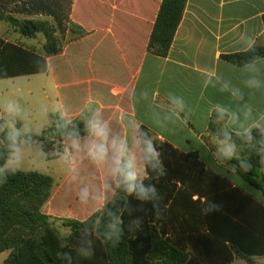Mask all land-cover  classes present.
I'll return each instance as SVG.
<instances>
[{
    "label": "crops",
    "instance_id": "1",
    "mask_svg": "<svg viewBox=\"0 0 264 264\" xmlns=\"http://www.w3.org/2000/svg\"><path fill=\"white\" fill-rule=\"evenodd\" d=\"M22 1L0 0V21L6 24L1 19L4 16L44 19L55 29L61 51L47 58L46 73L51 75L55 96L72 111L60 115L64 120L70 121L94 107L113 133L131 140L142 132L153 143L196 153L206 168L225 177L233 188L262 201L260 191L237 174L233 163L239 160L237 148L228 159L218 152L216 141L222 140L218 137L222 129L236 135L242 132L241 122L251 125L255 121L264 127V58L255 61L259 88L246 86L252 74L245 65L234 66L222 59L254 45L264 47V0H186L164 57L147 50L162 0H29L37 5L24 7L29 14L21 11ZM70 22L86 34L72 38ZM9 28L4 27L3 32ZM0 38L17 43L3 34ZM235 90L243 94L242 100L232 95ZM249 107L251 116L245 120L244 111ZM218 108L227 110L223 119ZM228 113H237L240 122H230ZM261 151L264 153V148ZM261 171L264 173V168ZM71 174L69 169L66 179ZM77 177L89 198L82 202L76 198L81 192L76 191L75 200L85 207L73 204L70 218L82 220L102 207L113 193L103 190V169L78 166ZM63 191L50 193L42 208L44 213L58 216L54 210L61 203ZM8 254L0 253V264ZM248 259L264 264V256ZM228 264L248 261L234 258Z\"/></svg>",
    "mask_w": 264,
    "mask_h": 264
},
{
    "label": "trees",
    "instance_id": "2",
    "mask_svg": "<svg viewBox=\"0 0 264 264\" xmlns=\"http://www.w3.org/2000/svg\"><path fill=\"white\" fill-rule=\"evenodd\" d=\"M185 3L161 1L148 51L166 56ZM29 5L37 6L29 0L19 6L29 14L24 8ZM2 18L20 37L34 38L42 33L44 43L42 52H37L0 38V79L46 73L47 58L61 51L53 26L44 19ZM69 31L72 38L86 34L73 22ZM261 58L264 47L260 45L222 56L234 66ZM88 116L84 113L66 121L54 114L52 127L28 134L27 146L39 144L46 159H51L48 153L64 152V134L69 128L78 126L83 134ZM225 133L237 148L239 160H233L237 174L260 191L262 201L233 188L225 177L206 168L196 153H183L167 143H153L159 165L149 167L143 178L146 187L155 188L154 196L138 200L116 189L102 207L82 220L42 211L50 198V177L36 172L0 173V253L9 251L2 264H228L234 258L254 264L248 256H264V136L253 129L249 144L226 129L218 131V137L223 140ZM5 156V146L0 144V165ZM117 217L122 223H118V232H113L109 225ZM56 222L68 229L66 237L57 233ZM89 246L91 255H83Z\"/></svg>",
    "mask_w": 264,
    "mask_h": 264
},
{
    "label": "clouds",
    "instance_id": "3",
    "mask_svg": "<svg viewBox=\"0 0 264 264\" xmlns=\"http://www.w3.org/2000/svg\"><path fill=\"white\" fill-rule=\"evenodd\" d=\"M245 68L252 74L245 81L246 86L249 88L261 87V81L257 79L259 68L255 61L245 65ZM232 95L238 100L243 99V94L239 90L233 91ZM218 111L223 119L227 110L218 108ZM4 112L9 119L0 123V134H2L0 144H3L6 149L4 163L0 165V173L14 172L19 168L24 159V148L31 139L27 134V129L15 127L14 121L22 113L20 105L8 102L4 106ZM228 116L230 122H240V116L237 113H228ZM250 116L251 108L249 107L244 111V119L247 120ZM261 118L264 119V116ZM241 127L243 131L237 134L241 135L249 144L253 140V129L258 130L264 136V127L255 121L251 125H244L241 122ZM64 139L66 145L61 159L71 167L73 172L76 171V158L79 155L86 156L94 166L103 169L106 177L103 184L104 192L114 194L116 189H121L127 196H135L138 200H148L150 196L155 195V188L151 185L146 187L143 177L147 175L149 167L155 168L159 165V152L145 133L140 132L130 140L127 136L113 133L108 121L104 120L99 112H94L85 118L83 134L78 126H72L65 132ZM216 142L218 152L224 157L231 159L234 156L236 145L228 133H225L223 140L217 139ZM79 195L82 202L88 201L89 192L87 189L82 190ZM118 223H122V221L117 217L116 222L109 225L113 232H118ZM134 223L138 224L139 221H134ZM111 238L109 235L108 239ZM82 254L91 255L90 246L89 250Z\"/></svg>",
    "mask_w": 264,
    "mask_h": 264
},
{
    "label": "rangeland",
    "instance_id": "4",
    "mask_svg": "<svg viewBox=\"0 0 264 264\" xmlns=\"http://www.w3.org/2000/svg\"><path fill=\"white\" fill-rule=\"evenodd\" d=\"M1 19L3 20V18ZM4 27L8 26L1 22L0 34L27 48L42 52L44 43V35L42 33L36 34L34 38L27 39L14 34L11 28L4 33ZM8 102L19 104L22 108L21 116L14 121L15 127L17 129L25 128L27 129V134L31 135L38 134L52 127L51 115H62L72 112L69 107H63L61 98L55 96L51 75L47 73L0 79V123L9 119L4 112V106ZM85 113L92 115L94 107H90ZM47 135L50 138L51 132L48 131ZM62 154L50 152L48 155L53 158L46 159V154L42 151L39 144L26 146L24 148V159L15 171L36 172L50 177L52 180L51 194L54 195L64 189L63 197L60 199L61 203L58 204L54 211L59 217H71L72 212L75 210L74 205L76 208L85 207V204L74 198L76 191L82 190V188L79 190L75 189L81 186L77 177V167L82 166V168L91 170L93 164L86 157L83 158L79 155L76 158V171L73 172L71 167L61 159ZM69 169L73 174L66 179ZM73 176H75V179H73ZM76 198L80 199L79 193L76 194ZM54 228L62 237H66L69 234L68 229L63 228L58 222L54 223Z\"/></svg>",
    "mask_w": 264,
    "mask_h": 264
}]
</instances>
